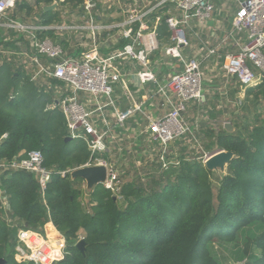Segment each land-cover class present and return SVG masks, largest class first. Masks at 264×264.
I'll list each match as a JSON object with an SVG mask.
<instances>
[{"label": "trees", "instance_id": "16d2710c", "mask_svg": "<svg viewBox=\"0 0 264 264\" xmlns=\"http://www.w3.org/2000/svg\"><path fill=\"white\" fill-rule=\"evenodd\" d=\"M55 1L33 0L37 8ZM84 1L66 0L75 7ZM17 9L31 15L34 8L25 0ZM57 19L46 12L42 24ZM8 45L0 41V47ZM41 84L0 62V160L39 151L49 170L80 168L92 154L84 141H66V119L59 109H47L54 97ZM247 93L264 95V80ZM207 135L206 149L235 154L216 183L201 160L185 158L178 169L145 185L124 184L118 196L103 185L89 192L83 180L57 173L42 192L35 174L0 171L8 205L7 210L0 196V264H223L216 245L230 247L237 262L264 264V125L246 134L236 128ZM85 191L90 200L83 206ZM49 222L65 237L67 254L52 263L20 257L18 230L39 231ZM81 231L85 253L76 247Z\"/></svg>", "mask_w": 264, "mask_h": 264}, {"label": "built area", "instance_id": "2783aa9c", "mask_svg": "<svg viewBox=\"0 0 264 264\" xmlns=\"http://www.w3.org/2000/svg\"><path fill=\"white\" fill-rule=\"evenodd\" d=\"M18 1L0 0V30L8 28L14 31L17 35L14 40L18 41L15 50L0 47V58L1 55H17L21 60V70H27L32 81H41V87H45L47 91L53 88L54 83L64 87L63 92L57 98L54 97L53 104L47 109H59L66 119L68 137L71 140L84 141L90 150L91 159L80 168L106 167L107 179L103 186L115 196L119 195L123 186L121 174L116 168V162L105 159L104 155L111 152V144L117 141L120 144L121 140H124L125 125L129 120L140 116L142 121L146 122L147 143L157 148L161 173H168L179 168L180 159L171 153L172 146L177 142L186 144L195 152L200 150L203 155L198 159L204 165L217 153L206 151L203 146V136L184 117L190 104H201L205 98L203 64L206 58H219L218 46L211 49L203 59L184 57V50L191 47L187 35L188 23L192 17L203 23L211 20L216 12V0L162 1V4L174 5L182 16L181 19L174 15L166 18L171 37L165 52L177 60L182 65V69L163 83H159L152 70L151 57L160 50V42L156 33L148 32L143 25L148 12L132 11L126 21L112 27L120 30L121 39L125 42L121 49L106 56L99 54L96 47L87 54L67 55L61 43L52 38L43 37V34L50 30L63 33L80 28L45 26L40 18L34 24L15 21L12 17ZM95 7L94 0L84 1L83 8L88 13H92ZM240 7L241 12L233 20L231 31L223 43L229 38L240 35H245L246 41L237 52H230L221 59H223L222 68L225 75L236 80L243 90H246L256 86L258 80H264V0H243L240 1ZM96 29L95 26L90 27V30H93L94 39ZM23 38L26 43H22ZM0 41L7 43L4 39ZM126 61H132L141 68L137 74L141 85L147 83L157 85L156 95L164 99L168 109L162 117H154L149 112L146 102L135 103L125 88H123V95L131 104L125 109L119 107L116 87L125 80L122 66ZM84 98H89L92 104L89 105ZM106 108H110L113 122L105 113ZM96 113L101 116V127L95 119ZM77 169L79 168L60 172L49 170L44 167V158L39 151L32 152L27 158L21 160H0L2 172L26 171L35 174L42 192L46 190L53 174L57 173L66 177ZM142 181H147V178H142ZM3 205L8 210L6 198L3 199ZM49 226L52 229L56 248L49 250L40 247L38 256H31L30 246L27 247L29 249L27 252L17 245L20 257L36 263L47 260L52 263L57 257L67 254L65 237L56 230L52 222H49ZM27 238L36 242L38 240L37 234L20 228L18 241L27 244L29 240ZM42 246L45 247V245Z\"/></svg>", "mask_w": 264, "mask_h": 264}, {"label": "crops", "instance_id": "0c3cea01", "mask_svg": "<svg viewBox=\"0 0 264 264\" xmlns=\"http://www.w3.org/2000/svg\"><path fill=\"white\" fill-rule=\"evenodd\" d=\"M21 1L22 0H19L18 2L20 3ZM27 1L32 2V4H30L34 8L31 14H37V17L34 19L35 21L40 18L42 22V16L46 13L45 7L55 6L51 11L57 14L58 19L55 22L57 24L54 23L51 26H75L80 28L63 33H56V31L50 30L48 32L52 33L51 36L48 32L43 34V37L52 39H54L52 36L55 35L56 37L54 40L64 44L62 45L67 55L87 54L95 50L96 47L99 54L106 56L117 49H121L125 42L121 39L120 30L112 27L126 21L132 11L148 12L149 14L144 20L143 25L147 28L148 32L156 33L160 42V50L151 57L152 70L157 76L159 83L165 82L171 75L180 72L182 69V65L179 64L177 60L168 56L165 52V48L169 45L171 37V32L166 24V18L174 15L181 19L182 16L174 5L169 3L162 4L163 0H116L118 5H121V3L125 4H123L124 8L122 7V10H115V12H112V9L110 12H107L104 8V6H106L105 2L102 4L95 2L96 7L92 13H88L84 10V2L75 7L66 1H59L56 4L43 5V7L40 6L37 8L34 6L33 0ZM240 1L243 0H216V12L211 20L203 23L192 17L188 23L187 35L191 42V47L184 50L185 58H206L209 51L217 46L219 51V58H206L203 64L205 74V98L203 102L201 104H190L184 115L185 119L195 130L199 131L201 135L203 131L207 132L206 129H208V131H213L215 135L222 130L225 131L224 126L226 123H231L232 126L237 128L235 121L239 120L237 117L235 118V116H239L240 111L233 112L234 118L231 120V111L229 108L231 105L234 107L241 106L243 98H247L248 101L256 106L254 117L256 126H259V124L264 125V95H260V97L256 99L253 96H248L247 93L249 90L255 89L262 84L263 81L258 80L256 86L243 90L236 80L225 75L222 68L223 59L221 58L230 52H237L239 47L246 41V36L240 35L229 38L223 43V40L231 31L233 20L241 12ZM110 7L111 5L109 8ZM34 23L35 22H33V24ZM91 26L97 27L94 31L95 39L93 30H90ZM2 32L3 31L0 30L1 40L4 39ZM16 36V33H14L13 37ZM122 68L125 72V80L116 87L119 107L125 109L131 104L126 96L124 97L123 95V88H125L127 93L132 96L135 103L146 102L149 112L154 117L158 118L166 114L168 109L164 99L156 95L157 85L154 83H147L145 85L140 84L137 74L141 71V68L132 61H126ZM84 99L89 102V105L92 104L89 98ZM105 110V113L109 115V118L113 122L114 120L110 108H106ZM95 119L98 121L99 127H101L100 114L96 113ZM145 130L146 122L142 121L140 116L136 119L129 120L125 125V135L123 136L125 137V147H119L123 143L122 139L120 142L121 145H118V141L111 144V152L104 155V158L107 160L111 159L114 161L115 158V162L118 157H125V180H129L126 183L133 182V180H142L144 177H146L147 180H151L152 177L165 174L161 173L157 158V148L147 143L148 135L145 134ZM190 149L191 148L186 146V144L177 142L172 146L171 153L179 159L199 160L194 156L195 150L193 151ZM213 149L218 151V147L216 146H214ZM121 151L125 155H123ZM117 163H119V160ZM4 193L5 191L0 183V196L2 200L5 198ZM7 221L9 220L7 219ZM25 230L30 231L32 234H37L39 248L42 247L49 250L56 248L57 245L52 238V229L49 223L39 231ZM79 235L81 237V232ZM42 245H45V247Z\"/></svg>", "mask_w": 264, "mask_h": 264}, {"label": "rangeland", "instance_id": "374dc122", "mask_svg": "<svg viewBox=\"0 0 264 264\" xmlns=\"http://www.w3.org/2000/svg\"><path fill=\"white\" fill-rule=\"evenodd\" d=\"M24 1L25 0H22L21 3H23ZM27 2L32 4V2H29V1H27ZM94 2L101 3V4L105 2L106 6H104V8L107 10V12H110L111 9H112V12H115V10H118V11L122 10V7L124 8L123 4H125V3H121V5H118L117 4L118 2H116V0H94ZM109 4L111 5L110 8H109V6H110ZM103 9H102V11H103ZM105 9H104V11H105ZM14 11L15 12H14L12 18L15 21H17V20L20 21V22L24 21V22L32 24L33 22H35L34 19L37 17V14H35V13H33L31 15L26 14L24 12L20 13V11L17 9V6H16V9H14ZM33 11H34V9H33ZM101 14H102V12H101ZM55 24H57V23H55ZM2 31H3L2 33H3V36H4L3 38H4V40L7 41L6 44H9L8 45V49L9 48H11V50L17 49L16 48L17 47V45H16L17 43L16 42H18V41H15L14 37H13V34L15 32L12 31V30H9L8 28H4V29H2ZM52 37L55 39L56 36L53 35ZM22 43H26V40L24 38H23ZM0 60H2L3 62H9L10 64L13 65L14 69H19V70L21 69L20 68L21 60L18 59L17 55L16 56L15 55H1ZM222 63H223V61H222ZM25 71H27V70H25ZM63 90H64V87L61 84L54 83L53 84V88L49 89L48 91H50V93H51V95L53 97L57 98L58 95L61 92H63ZM263 104H264V101H263ZM255 107L256 106L252 102L248 101L247 98H243V103H242L241 106L234 107V106L231 105V107L229 108L230 111H231L230 112L231 113V116H230L231 120H233V118H234L233 112H236V111L239 112L240 111V115L239 116H235V118L237 117L239 121H235V122H236V127L238 129L240 128L239 131H241V133H243V134H246L247 131H249L251 128H254L256 126V122L254 120L255 113H256L255 112L256 111ZM259 125H261V124H259ZM206 130L208 132V129H206ZM207 132L203 131V134H202V136H203V146H204L205 149H206V145L209 143ZM118 145H121V144H118ZM119 147H121V148L125 147V139L123 140L122 145L119 146ZM215 150L213 149V150L209 151L208 149H206V151L211 152V153L218 152L217 150L216 151ZM121 153H122V151H121ZM122 154L125 155L124 153H122ZM201 155H203V153L200 150L194 152V156L197 157V158L201 157ZM118 160H119V163H117ZM124 160H125V157H118V159H116V168L119 169L118 171L121 174V181H122L123 185L124 184L126 185L127 184L126 182L129 181V180H125V162H124ZM111 161H113V160H111ZM114 161H115V158H114ZM214 175H215V177L213 178V180H214L215 183L217 182L218 178L223 177L222 175H218L216 173H214ZM150 181L151 180H147L145 182H143L142 180H133V182H135L136 185H140V184L141 185H143V184L145 185V184L149 183ZM84 188L87 190L86 187H84ZM118 198H119L120 202H124V197L119 196ZM89 200H90L89 194L87 193V191H85V194L83 195L82 200H81L83 206L87 205ZM83 235H84V233L81 231L80 239L81 238L83 239V237H84ZM27 239H29V238H27ZM17 245L21 246V248H24V250H26L27 252L29 250V249H27V247L30 246L31 247L30 248L31 252L29 250V254L31 256L32 255L38 256V254L41 251L40 248L38 247V243L35 240H33V239L27 240V244L19 240ZM215 250L219 254L220 260H221V262L223 264H247L246 260L244 262H241V261L237 262L234 259L236 254H234V252L232 251V249L230 247L216 245L215 246Z\"/></svg>", "mask_w": 264, "mask_h": 264}, {"label": "water", "instance_id": "95a60500", "mask_svg": "<svg viewBox=\"0 0 264 264\" xmlns=\"http://www.w3.org/2000/svg\"><path fill=\"white\" fill-rule=\"evenodd\" d=\"M55 6L45 7V11H51ZM21 71V69L19 70ZM225 131L229 133H234L235 128L231 123H226L224 126ZM66 141H71V138H67ZM235 154L226 151H219L215 153L206 163L205 167L212 173L225 176L227 168L230 163L234 160ZM71 178L73 180L81 179L85 182L87 191L91 192L98 185H103L107 179V169L103 166H93L85 167L74 170L71 173ZM116 200V197L114 198ZM77 249L82 253L86 251V242L84 239H81L77 245ZM5 261H2L1 264H4Z\"/></svg>", "mask_w": 264, "mask_h": 264}]
</instances>
